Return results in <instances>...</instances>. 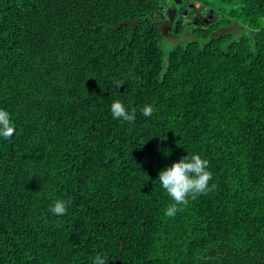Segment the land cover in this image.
<instances>
[{
  "label": "trees",
  "instance_id": "obj_1",
  "mask_svg": "<svg viewBox=\"0 0 264 264\" xmlns=\"http://www.w3.org/2000/svg\"><path fill=\"white\" fill-rule=\"evenodd\" d=\"M194 1L226 19L162 25L165 0H0L15 126L0 264H264V0ZM229 20L239 31H220ZM114 100L134 122L112 118ZM193 153L215 187L166 217L159 172Z\"/></svg>",
  "mask_w": 264,
  "mask_h": 264
},
{
  "label": "clouds",
  "instance_id": "obj_2",
  "mask_svg": "<svg viewBox=\"0 0 264 264\" xmlns=\"http://www.w3.org/2000/svg\"><path fill=\"white\" fill-rule=\"evenodd\" d=\"M153 111L151 104H145L140 108L141 114L145 117H151ZM110 112L113 119L122 122L132 123L136 119V109L127 108L120 100L112 101ZM14 131L15 126L9 111L0 108V139L11 138ZM208 164L207 159H203L198 153H193L159 172L157 179L159 185L172 201L164 211L166 217H174L180 210L179 206L187 205L189 197L194 198L196 194L206 193L215 187L214 184L209 185L212 173L208 170ZM69 203L70 201L57 199L50 206L49 211L56 216H63L67 212ZM92 264H106V259L97 254L92 258Z\"/></svg>",
  "mask_w": 264,
  "mask_h": 264
},
{
  "label": "rangeland",
  "instance_id": "obj_3",
  "mask_svg": "<svg viewBox=\"0 0 264 264\" xmlns=\"http://www.w3.org/2000/svg\"><path fill=\"white\" fill-rule=\"evenodd\" d=\"M184 1H185V4L180 5L179 7L180 14H179V20H178L179 22H182L183 25H187L191 22L190 19L187 17V14L190 17L193 16V18L197 16L198 20L201 21L205 25L213 21H216V20L222 21L226 19V16H224L223 14L217 13L208 8H204L199 2H196L194 0H184ZM228 22L229 23H228L227 28L220 30L221 32L239 31L240 28L237 26V24L234 23V21L229 20ZM164 41L170 43L173 46L179 43V40L175 38V35H173L170 30H169V33L166 34Z\"/></svg>",
  "mask_w": 264,
  "mask_h": 264
},
{
  "label": "flooded vegetation",
  "instance_id": "obj_4",
  "mask_svg": "<svg viewBox=\"0 0 264 264\" xmlns=\"http://www.w3.org/2000/svg\"><path fill=\"white\" fill-rule=\"evenodd\" d=\"M180 5H182V2H177L176 0H165V4L163 3V5L160 6V24L167 25L178 21L177 16L180 13ZM167 28L168 26L166 29Z\"/></svg>",
  "mask_w": 264,
  "mask_h": 264
},
{
  "label": "water",
  "instance_id": "obj_5",
  "mask_svg": "<svg viewBox=\"0 0 264 264\" xmlns=\"http://www.w3.org/2000/svg\"><path fill=\"white\" fill-rule=\"evenodd\" d=\"M176 1H177V2H180V0H176ZM127 23H128L127 21L123 22V23L119 26V28L122 27L123 25L127 24Z\"/></svg>",
  "mask_w": 264,
  "mask_h": 264
}]
</instances>
